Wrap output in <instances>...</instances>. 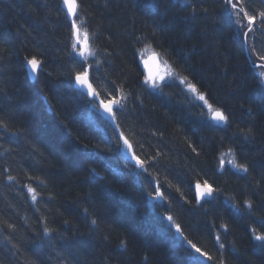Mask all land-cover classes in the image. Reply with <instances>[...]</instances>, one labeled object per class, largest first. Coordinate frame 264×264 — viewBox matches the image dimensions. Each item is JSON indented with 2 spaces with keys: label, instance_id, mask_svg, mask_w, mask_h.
I'll return each mask as SVG.
<instances>
[{
  "label": "trees",
  "instance_id": "16d2710c",
  "mask_svg": "<svg viewBox=\"0 0 264 264\" xmlns=\"http://www.w3.org/2000/svg\"><path fill=\"white\" fill-rule=\"evenodd\" d=\"M76 1L75 22L95 54L87 59L72 51L62 0H0V122L7 125L0 127V264H264L255 239L264 235V96L252 63L264 54V24L252 33L249 57L221 0H191L195 20L189 0ZM241 6L264 11L262 0ZM150 53L174 73L155 91L144 85L141 65ZM32 56L43 62L38 82L25 67ZM81 64L100 99L123 98L119 131L75 86ZM184 77L228 116L227 126L209 121L207 105L190 102L198 93ZM249 128L255 138L245 141ZM120 132L147 172L138 174L116 147ZM229 161L248 166V174ZM205 181L215 191L198 205L195 185ZM188 203L201 213L190 215ZM45 216L66 239L43 237ZM174 224L212 260L195 253Z\"/></svg>",
  "mask_w": 264,
  "mask_h": 264
},
{
  "label": "snow or ice",
  "instance_id": "6c2138e0",
  "mask_svg": "<svg viewBox=\"0 0 264 264\" xmlns=\"http://www.w3.org/2000/svg\"><path fill=\"white\" fill-rule=\"evenodd\" d=\"M221 2L223 3L225 9H227L229 5L231 6V9H232L231 15L235 16L236 19L234 22L239 28L243 29L245 27V25L243 23H241V20L246 19L248 30L242 31V33H241L243 43H246L249 33L253 31V26L255 25V22L257 20V16H259V18H260V23L264 24V11H261L259 13L253 12V14H249V11H246L245 8L243 6H241V0H236V2H233V0H221ZM262 2H264V0H262ZM64 4L67 5L68 12L73 17H77L78 4H77L76 0H64ZM187 7L191 8V10H192V15H191V17H189V19L195 20L197 18L196 17L197 5L191 3V0H189V2L187 3ZM249 8H250V5H249ZM202 11L206 14L208 10L205 8ZM70 27L73 30L72 35L75 38V43L72 44V51L74 53H77L82 59H86V54H87V56L95 55L91 51H88V49H89V34L87 33V31L85 30L83 35H81L80 27L77 26L75 20L72 21ZM154 36H155V34H153V37ZM81 43H83L84 47L79 52H77V48L79 45H81ZM252 51L253 52L255 51L254 45L252 47ZM250 55H251V53H250ZM155 59H156V57L154 56L153 60H155ZM259 59L261 61H264V55H260ZM24 60H25V67L30 69V72L32 75L36 76V74L38 72L43 70L42 69V63H43L42 60L37 59L35 56H32L31 58L25 57ZM162 63L165 66V71L162 74L161 73L153 74L151 71V67H149V75L144 80V85L148 86V88L153 90V91L160 89L161 83L163 81H165L166 79L173 77V75H174L173 71L169 68V66L167 64V61H162ZM252 63L254 66L256 65L255 60H253ZM259 67L264 68V63H261L259 65ZM81 68L83 69V64H81ZM89 78H90V73L87 69H83L80 72L74 73V83L79 89H83V96L86 99H88V103L89 104H95L98 102V104L103 109V111L108 114L109 118L116 125V128H119V124L116 123L117 113L123 112V105L121 103V100L123 98L122 97L118 98L116 95H112L110 97L100 99V93L98 91H96V89L93 87V85L91 83H89ZM36 82H38V76L36 77ZM181 83L187 84V88L190 92L198 93L199 100L203 101L204 105H207L208 109L212 112V119L218 125H221V124L225 125V126L228 125V123H229L228 116L225 115V113L223 111H221L219 108H213V105L208 103L205 94L199 93V90L195 84L189 83L187 77H184L181 80ZM257 87H258L260 95L264 96V73H258V75H257ZM117 91H118L117 89H115V88L113 89V93H116ZM78 95H79V93H78ZM249 111H251V110H249ZM0 127H3L5 130H7V125L3 124L2 122H0ZM16 135H18V133ZM241 135H243L245 141H250V140L255 138V134H254V131L252 128H249L246 132H242ZM117 140L122 141V146L127 150L128 153L131 154V160L134 161V167L140 170V173H138V174H143L144 172H147V167H146L147 161H146V159H142L139 155H137L133 151V144L129 141V139L126 138L122 132H120L119 135L117 136ZM116 147L120 148L121 145L117 144ZM192 151L195 152L196 149L193 148ZM158 157H159V153L157 154V158ZM228 163L231 164V166L234 169H236V171L239 173L248 174V172H249V168L245 164L235 163L234 161H229ZM154 165H155V160H154L152 166H154ZM91 171L94 175H99L98 173H96L95 169H92ZM262 177H264V174H262ZM13 179H14V177H12L10 175L8 176L9 181H11ZM195 187L197 190V203H199L201 200H207V198L213 197V193H214L215 189H213L212 186L207 183V181L204 182L203 187L199 183H197L195 185ZM28 191L29 192H35V189L29 187ZM154 191H157V196L162 199V197L159 194L158 189H154ZM36 200H37L36 195H33L32 201L35 202ZM244 204L246 205V208L249 211V214H251L253 211L252 202L250 200H245ZM232 207L239 210V206L236 204H233ZM261 210H264V202H262ZM84 213H85V215L89 214L87 208L84 209ZM166 219L169 222L170 227H171L172 222H173V217L171 215H169L166 217ZM41 220H42L43 224L45 225L43 227V231H42V235L45 239H47L48 241H51V240L57 239V238L66 239V237L63 235V233L59 232L57 229H53V228L47 226L49 224L48 217H46V216L42 217ZM51 222L54 223L55 221L53 220ZM89 223L92 227L97 226V220L94 218L91 219ZM63 224H64L65 228H67L70 225V221L64 220ZM174 227H175V232L177 234H179L183 240L187 241V244L190 246L191 249H193L195 251V253H198L200 257H206L207 260H212V257L210 255H208L206 252L201 251L200 247H197V245L195 243H193L191 240H188L187 237L184 236L180 224H174ZM220 227L223 228L225 231H227L226 225L222 224V225H220ZM8 228L12 229V228H14V226L9 224ZM54 233H55V235H54ZM255 239L258 241H261V244L259 245V247L262 251H264V235H256ZM216 242L219 245L218 250L221 251V255H223L222 250L224 249L225 246L223 243L220 242V236L219 235L216 236ZM122 246L126 247V244H124L122 242ZM233 251H234V249H233ZM219 264H225V261L223 259H221L219 261Z\"/></svg>",
  "mask_w": 264,
  "mask_h": 264
},
{
  "label": "bare ground",
  "instance_id": "6f19581e",
  "mask_svg": "<svg viewBox=\"0 0 264 264\" xmlns=\"http://www.w3.org/2000/svg\"><path fill=\"white\" fill-rule=\"evenodd\" d=\"M231 12H232V10H231ZM230 12V13H231ZM230 18L232 19V22H233V24H235V16L234 15H232V16H230ZM241 23H243L244 25H245V28L247 29V21L245 20V19H242L241 20ZM259 23V24H258ZM235 26H236V30H237V32H238V34L239 35H241V31H240V29L238 28V26L235 24ZM261 24H260V18H257V20H256V22H255V25L253 26V31L251 32V33H253L254 34V36L256 37V34H255V32L257 31L258 32V29L260 30V29H262L261 28ZM258 28V29H257ZM248 30V29H247ZM250 46H251V44H250ZM245 48H246V51H247V53H248V56L250 57L251 55H250V53H251V49H249L248 48V45H247V43H245ZM152 54H156V53H151L150 55H152ZM262 55H264V54H262ZM149 57V56H148ZM147 57V58H148ZM144 59H146V58H144ZM144 59H142V61L144 60ZM142 61H141V65H142ZM252 61H253V59H252ZM256 64H257V61H256ZM258 70H259V68L255 65V71H256V74H257V72H258ZM145 71V70H144ZM145 75H146V73H145ZM91 83V82H90ZM207 99V98H206ZM207 101H208V103H209V100L207 99ZM190 102L191 103H193V104H197V106H203L204 105V103H203V101H200L199 100V98H198V96H195V97H192L191 99H190ZM96 105H97V107L99 106V104H98V102L97 103H95ZM208 119H209V121L210 122H212V123H214V125L216 124V125H218L216 122H214V120L212 119V114H208ZM201 185H203V184H201ZM219 197H221V198H225L224 197V194L221 192V191H219ZM202 203V201L201 202H199L198 203V205L199 204H201ZM181 204L184 206L185 205V203L184 202H181ZM188 206H186V207H188L187 208V210H189V214L190 215H192V216H198L200 213H201V210L199 209V206H197V205H190L189 203L187 204ZM170 206H172V204H170ZM204 211V213H208L209 211H208V209H205V210H203ZM187 260L189 261H191L192 263H194V260L192 259V256L191 255H188V258H187Z\"/></svg>",
  "mask_w": 264,
  "mask_h": 264
},
{
  "label": "water",
  "instance_id": "95a60500",
  "mask_svg": "<svg viewBox=\"0 0 264 264\" xmlns=\"http://www.w3.org/2000/svg\"><path fill=\"white\" fill-rule=\"evenodd\" d=\"M77 2V1H76ZM62 6H63V9L64 11L66 12V15L68 17V19L70 21H73L75 17H73L69 12H68V8H67V5L64 4V0H62ZM78 9V8H77ZM156 57L155 60H153V57ZM142 66L145 70V73H146V77L149 75V67H151V71L153 74L157 73V70H158V55L157 54H152L150 55L148 58L144 59L142 61ZM28 74H29V78L31 79V81H35L36 80V77H37V74L36 76L32 75L31 72H30V69L28 68ZM89 83H90V79H89ZM77 87V86H76ZM86 87V86H85ZM78 88V87H77ZM83 91V89H81ZM99 108H100V114L106 119L108 120L113 126L114 128L118 130V128H116V125L113 123V121L109 118L108 114L105 113L103 111V109L100 107L99 105ZM215 122V121H214ZM121 151L122 153L124 154V156H126L130 162L132 164H134V161L131 160V154L127 152V150L122 146V141H121ZM203 187V185H201ZM195 191H196V199H197V190H196V187H195ZM208 199V198H207ZM203 201V200H201ZM200 201V202H201ZM179 235V234H178ZM180 236V235H179ZM181 237V236H180Z\"/></svg>",
  "mask_w": 264,
  "mask_h": 264
},
{
  "label": "rangeland",
  "instance_id": "374dc122",
  "mask_svg": "<svg viewBox=\"0 0 264 264\" xmlns=\"http://www.w3.org/2000/svg\"><path fill=\"white\" fill-rule=\"evenodd\" d=\"M77 10H78V9H77ZM77 26H78V25H77ZM238 28H239V27H238ZM239 29H240L241 33H242V31H247V29H246L245 27H244L243 29H241V28H239ZM80 30H81V29H80ZM81 35H82V33H81ZM251 36H252V33L250 32L249 35H248L247 41H246V43H247L249 49H251V46H250V43H251ZM78 47H79V48H78L77 52H79V51L84 47L83 43H81V45H79ZM261 47H262V49L264 50V45L261 46ZM88 51H91L90 48L88 49ZM150 54H151V53H150ZM150 54L145 55V56L143 57V59H144V58H147L148 56H150ZM251 54L255 57V54H254V52H253L252 50H251ZM260 55H262V54H259V56H260ZM259 56H256V61H257L256 66L259 68L257 74H258V73H264V68H260V67H259V65H260L261 63H264V61H261V60L259 59ZM87 58H90V56H87V54H86V59H87ZM164 71H165V66L162 65V64L159 62V63H158V70H157V73H161V74H162ZM171 78H172V77H171ZM171 78H168V79H166L165 81H163V82L161 83V85H162L163 83L169 81ZM210 114H212V112H210ZM159 193H160V191H159ZM155 198H157V199L160 200V202H161V198H158V196H155ZM152 199H154V197H153Z\"/></svg>",
  "mask_w": 264,
  "mask_h": 264
}]
</instances>
